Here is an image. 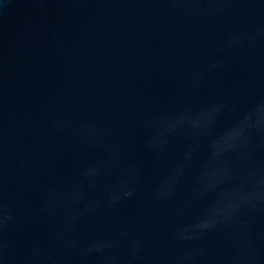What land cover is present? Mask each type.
Here are the masks:
<instances>
[{
    "label": "water",
    "instance_id": "obj_1",
    "mask_svg": "<svg viewBox=\"0 0 264 264\" xmlns=\"http://www.w3.org/2000/svg\"><path fill=\"white\" fill-rule=\"evenodd\" d=\"M0 264H264V0H0Z\"/></svg>",
    "mask_w": 264,
    "mask_h": 264
}]
</instances>
